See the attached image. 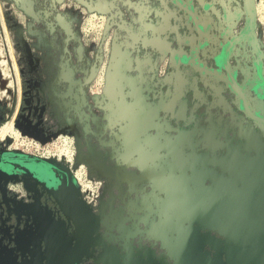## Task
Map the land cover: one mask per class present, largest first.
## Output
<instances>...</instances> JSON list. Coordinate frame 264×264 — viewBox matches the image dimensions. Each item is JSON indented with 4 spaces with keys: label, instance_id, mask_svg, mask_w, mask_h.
Returning <instances> with one entry per match:
<instances>
[{
    "label": "rangeland",
    "instance_id": "obj_1",
    "mask_svg": "<svg viewBox=\"0 0 264 264\" xmlns=\"http://www.w3.org/2000/svg\"><path fill=\"white\" fill-rule=\"evenodd\" d=\"M32 7L42 18L21 0H0V126L11 122L16 134L0 137V150L33 154L25 133L41 152L71 142V160L44 156L79 186L87 212L68 206L98 232L79 264L226 263L229 218L250 214L229 208L227 191L244 181L221 180L207 145L217 143L221 156L242 154L264 130L240 97L248 94L264 118L255 93L264 84L244 83L258 69L253 74L252 54L236 50L256 45L264 68V0H33ZM54 74L41 93L33 79ZM41 109L39 132L19 136ZM39 183L27 234L37 251L46 245L40 231L54 222L57 234L56 221L67 220Z\"/></svg>",
    "mask_w": 264,
    "mask_h": 264
},
{
    "label": "flooded vegetation",
    "instance_id": "obj_2",
    "mask_svg": "<svg viewBox=\"0 0 264 264\" xmlns=\"http://www.w3.org/2000/svg\"><path fill=\"white\" fill-rule=\"evenodd\" d=\"M23 4L26 6L27 12L30 16H32L35 20H39L42 18V15H40L39 12H35V9L33 8V11H30L28 9L27 3L25 0H21ZM228 3H234L237 4L239 0H227ZM257 19V18H256ZM259 21V19H257ZM232 22V21H231ZM232 23H235L232 22ZM236 25L240 24L239 21H236ZM254 32V31H253ZM256 32V31H255ZM257 34V32H256ZM244 48L243 51L248 52L252 54L254 59L256 58L255 52H256V45L253 44V49H251V45L246 44L244 46H237L236 50L239 48ZM258 46V53L262 54L261 47ZM264 50V49H263ZM264 52V51H263ZM264 54V53H263ZM252 61V69L253 74H255V60ZM32 71L35 70V72L38 71L39 68V62L38 60H35L33 64H30ZM58 76L57 74H54L50 77H48L46 80L39 79L35 77L33 79L34 85L40 89L41 93H44V88H48L49 85H52V81L54 80V77ZM255 76H252L251 78H254ZM250 78V77H249ZM48 85V86H47ZM36 114L35 119H31L32 123L37 122L39 119V115H41L42 123L40 124L39 128L35 131L31 130L30 127L26 126V123H23L22 128L29 129L32 134H37L40 130V128L43 125L44 121V111H34ZM29 119V118H28ZM27 119H25L26 121ZM7 125L8 127H11V133L6 134L5 136L9 135H16L13 133L14 128L11 122H7L2 126ZM0 126V127H2ZM5 150H0V153ZM24 156L26 160H28L31 164V167L33 169H38L40 166L39 164H42V162L33 163L34 159L38 160L37 157L32 155H27L25 153H20V156ZM33 158V159H32ZM62 160V159H60ZM64 161V160H63ZM65 162V161H64ZM42 166V165H41ZM38 173V172H37ZM0 258L8 256L9 253H11L13 256H16L17 259L20 258L23 260L22 264H79L83 261L84 257V251L85 247L92 241V239L97 235L95 227L93 226L90 219H88V222H84L80 215L77 212H74L70 209L69 206H71L68 202H73L74 205H77L76 199H69L67 196L63 195L62 192H57L56 195L57 199L52 195V198L56 202L57 206L61 210V205H64V207H67L70 211L74 214V225L67 224L65 222L64 228L68 229V235L70 237H65L64 231H63V223L62 219L60 218V221H56L55 228L57 229V234L53 233V226L54 222L46 223L48 227V230H45V233L40 231L41 239H44L46 242L45 247L40 250H34L31 249L32 247H29V243L32 241V238L27 236L29 234L33 227V214L37 209V202H34L32 200V196L30 193H28L21 185L18 184L16 180H11L9 182L2 181V178L0 176ZM24 196H26V199H24ZM51 198V197H50ZM53 199L50 201L51 204L50 208H55V206L52 205L54 203ZM80 198L78 196V202H80ZM69 205V206H68ZM72 207V206H71ZM23 210H25L26 216H23ZM25 213V212H24ZM28 214V215H27ZM88 216V215H87ZM89 217V216H88ZM78 225V229H76V225ZM82 223V224H81ZM82 227V230H81ZM62 231H61V230ZM70 231V233H69ZM79 233L75 235V233ZM71 233L73 234V237H71ZM98 233V232H97ZM71 238V244L68 242ZM20 239L22 240V245H19ZM34 239V238H33ZM17 240V244L16 243ZM28 252V256L27 253ZM31 252V253H30ZM26 258V259H25ZM31 258V259H30ZM38 258V259H37ZM39 260L40 262L38 263ZM19 261V260H18ZM20 262V261H19ZM18 262V263H19Z\"/></svg>",
    "mask_w": 264,
    "mask_h": 264
},
{
    "label": "water",
    "instance_id": "obj_3",
    "mask_svg": "<svg viewBox=\"0 0 264 264\" xmlns=\"http://www.w3.org/2000/svg\"><path fill=\"white\" fill-rule=\"evenodd\" d=\"M28 6V9L30 11H33V0H25ZM256 68L258 69V74L256 73V76L254 78L246 77L244 80V83H253V84H264V68H262V63L257 64ZM264 96V93L263 95ZM242 105L246 111V113L249 115L250 118L257 120L261 122L264 125V118L259 115L255 114L252 110V108L248 105L244 98L243 92L240 95ZM26 126L30 127L31 130L35 131L39 128L40 124L42 123L41 115H39V119L37 122L32 123L31 119H27L25 121ZM23 134V131L21 132ZM17 151H10L5 150L0 153V176L2 178V181L9 182L13 180V174L16 173L19 169H15L13 165L14 159H12L15 154H20L22 152L16 153ZM26 154V153H25ZM29 155V154H27ZM39 161H42V166H40L38 169H34L36 172V178L42 183L43 186L47 189L49 193H51L55 199H57L56 193L62 192L63 195L67 196L69 199H76L77 205L73 204V207H76L78 211L85 213L87 212V205L84 201L80 200L78 202V195L80 192L79 186L74 182L73 187L70 186V183L67 182L66 177L61 176V169L58 167V165L54 164L53 161H49L48 157H37ZM33 159V158H32ZM35 160V159H34ZM35 162H38L35 160ZM28 166V165H24ZM60 173H58V171ZM38 172V173H37ZM1 180V179H0ZM72 206V205H71ZM61 210L63 211L64 215L67 217L66 223L74 225V214L72 211L67 209V207H64V205H61ZM80 215V214H79ZM82 218V215H80ZM85 217V216H84ZM259 222L256 223H250L249 221H245L243 218H240L236 215L229 218V225L234 226L232 228V234L231 236H228V240L231 244L233 242L237 247H231V250L228 251V253L225 254L226 261L229 264H264V215L259 216L257 219H259ZM88 222V219L85 218V222ZM63 228L65 225V222L63 221ZM82 224V223H81ZM76 229H78V225L75 223ZM228 225V226H229ZM215 227H219L221 230H227V232H230L231 229L226 228L228 226L226 225H214ZM222 226V227H221ZM82 230V227H81ZM95 230V229H94ZM241 231H246L249 236H254L255 240V248L253 250L249 249H239L238 246L241 244ZM79 234L78 232L75 233V235ZM97 234V229H96ZM230 235V234H228ZM71 244V240L68 241ZM20 260V259H19ZM17 260L16 256H13L11 253H9L8 256L0 258V264H22L23 260L19 262ZM221 264H223L222 261H219ZM214 264H216L215 260L213 261Z\"/></svg>",
    "mask_w": 264,
    "mask_h": 264
},
{
    "label": "crops",
    "instance_id": "obj_4",
    "mask_svg": "<svg viewBox=\"0 0 264 264\" xmlns=\"http://www.w3.org/2000/svg\"><path fill=\"white\" fill-rule=\"evenodd\" d=\"M255 93L256 95L258 94V98L260 97L264 99V96H262L264 91L260 90ZM244 98L249 102L250 98L248 94L247 96L244 94ZM207 146L211 149L215 158L218 159V161L214 162L220 169L221 180L232 177L244 181V187L237 186L233 187L234 189H229L227 191L229 196L227 201L229 208L244 213L248 212L250 215L249 217L247 216L246 219L250 223L254 224L259 222L260 218H257L261 216V214H264V130L260 133L254 132L251 146L249 148L244 146L242 154L237 153L236 155H233L226 152V154L221 156V154L214 152L215 148L218 147L217 143L212 142ZM239 155L242 156L240 157ZM213 158L214 157H211L210 159ZM12 159H14L13 165L15 169H19L13 174L14 180L31 194L34 202H37L35 196L39 190H42V186L36 178L35 170L29 165L31 163L26 160L24 156H20V154H15ZM37 161L42 162L39 160ZM33 163L37 164L35 160ZM25 164L28 166H24ZM41 165L42 164H39V166ZM227 175L229 177H226ZM250 181H253V187H248L245 184ZM22 211L27 213L23 209ZM241 236L242 242L238 248L253 250L256 246L254 236H249L246 231H241ZM228 239V236H226L225 240L222 241V244L228 243ZM232 246L235 248L237 247L235 243ZM220 257L221 259L222 257L224 258V256ZM215 262L216 264H221L219 260H216ZM222 262L223 264H229L227 261L226 263H224V261Z\"/></svg>",
    "mask_w": 264,
    "mask_h": 264
},
{
    "label": "bare ground",
    "instance_id": "obj_5",
    "mask_svg": "<svg viewBox=\"0 0 264 264\" xmlns=\"http://www.w3.org/2000/svg\"><path fill=\"white\" fill-rule=\"evenodd\" d=\"M10 133H11V127L10 126L8 127L7 125H5V126L0 127V137H3L4 135L10 134ZM66 143H67L66 140L63 139V143H62L61 148H59L56 152H53V153L47 152L46 155L55 157L58 160H60V159H62L64 161L71 160V158L74 156V154L72 151L68 150V145Z\"/></svg>",
    "mask_w": 264,
    "mask_h": 264
},
{
    "label": "built area",
    "instance_id": "obj_6",
    "mask_svg": "<svg viewBox=\"0 0 264 264\" xmlns=\"http://www.w3.org/2000/svg\"><path fill=\"white\" fill-rule=\"evenodd\" d=\"M260 1V0H259ZM258 19H259V17H258ZM262 19H264V16L262 17ZM261 19H259V21H260ZM24 129H22L21 131H20V134H19V136H21L22 134H21V132L23 131ZM24 138H26L27 140H26V149L27 148H29V147H34V152H33V154H31L32 156H35V157H39V158H42V157H46V156H44L45 155V153H47L48 151L47 150H43L42 152L41 151H39V148H38V141L39 140H37L36 138H35V136H31V135H29L28 133H25L24 134ZM63 139H65L66 140V144L68 145V150L69 151H72L71 150V146H72V144H70L71 142H68L69 140H67V137H65V138H63ZM63 139H62V143H63ZM62 143H61V145H62ZM27 154V153H26Z\"/></svg>",
    "mask_w": 264,
    "mask_h": 264
}]
</instances>
